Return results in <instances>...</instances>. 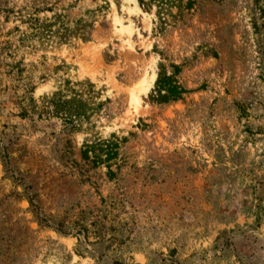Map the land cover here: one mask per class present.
<instances>
[{
	"label": "rangeland",
	"instance_id": "1",
	"mask_svg": "<svg viewBox=\"0 0 264 264\" xmlns=\"http://www.w3.org/2000/svg\"><path fill=\"white\" fill-rule=\"evenodd\" d=\"M155 13L0 0V264H264V0Z\"/></svg>",
	"mask_w": 264,
	"mask_h": 264
},
{
	"label": "trees",
	"instance_id": "2",
	"mask_svg": "<svg viewBox=\"0 0 264 264\" xmlns=\"http://www.w3.org/2000/svg\"><path fill=\"white\" fill-rule=\"evenodd\" d=\"M139 6L146 11H150L153 8L156 9V17L158 18L160 24L162 25L161 29L165 27L169 22L177 23L182 20L185 14H188L189 11L193 9L196 4V0H138ZM175 11V12H173ZM174 73L178 72V67L173 66ZM156 85L158 86L157 98L155 101L161 103H167L168 101H177L180 100L182 95L186 93L183 88H181L177 82L172 78V76L159 75ZM164 91L165 94H161ZM49 106H63L61 102L54 97L46 103ZM72 130L76 131L77 127L71 124ZM117 144L108 143L104 146H84L82 151V158L85 160L92 161L93 165L97 164H108V174L112 175L109 166L117 156ZM92 156H89V155Z\"/></svg>",
	"mask_w": 264,
	"mask_h": 264
},
{
	"label": "bare ground",
	"instance_id": "3",
	"mask_svg": "<svg viewBox=\"0 0 264 264\" xmlns=\"http://www.w3.org/2000/svg\"><path fill=\"white\" fill-rule=\"evenodd\" d=\"M132 102H133L134 104H137L138 101H137V99H134V98H133V99H132Z\"/></svg>",
	"mask_w": 264,
	"mask_h": 264
}]
</instances>
